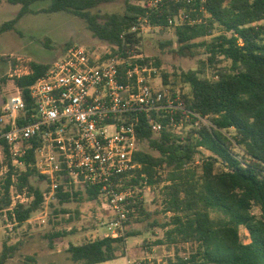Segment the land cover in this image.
<instances>
[{
	"label": "trees",
	"instance_id": "obj_1",
	"mask_svg": "<svg viewBox=\"0 0 264 264\" xmlns=\"http://www.w3.org/2000/svg\"><path fill=\"white\" fill-rule=\"evenodd\" d=\"M6 1L21 9L15 19L1 25L0 34L16 30L15 25L24 15L36 13L33 5L47 0ZM48 1L49 6L42 12L72 14L84 20L97 39L121 51L142 40L143 30L132 32L142 22L146 27L174 29L176 54L188 58L206 56L216 79L202 77L203 69L183 73L181 79L191 88L190 95L183 94L187 107L208 117L212 127L174 131L165 128L156 135L145 115L140 114L137 134L140 146L145 144L147 150L140 148L135 154L141 169L127 185L139 186L145 175L147 186L161 188L163 212L172 214L170 223L164 226L171 227L166 239L171 244L194 246L190 257L181 264H264V0H157L155 5V0ZM117 1L123 4V13L94 12ZM72 44L67 43L64 51ZM25 60L26 65L17 69L13 80L27 104V114H31L29 88L50 64ZM25 60H14V66ZM224 62L229 65L219 67ZM154 63L159 67V61ZM201 63L206 66L204 61ZM39 144L38 138L28 142V165L34 162V150ZM0 145L9 158L7 144L0 140ZM197 157L200 165H195ZM14 171L17 170L10 167L0 211L11 206ZM36 175L39 181L48 183L46 190L39 182L32 183L31 177ZM69 180L66 174L59 179L55 197L61 204L79 196L74 192L76 185ZM49 184L34 167L28 166L18 176V189L26 188L34 197L29 205L15 207L19 224L27 222L43 205ZM85 191L89 200L101 198L98 187H86ZM133 208L128 224L144 214L143 200L137 197ZM125 241L95 238L79 246L71 245L67 252L75 263L100 264L123 255L119 245ZM16 250L4 243L0 264H10Z\"/></svg>",
	"mask_w": 264,
	"mask_h": 264
},
{
	"label": "built area",
	"instance_id": "obj_2",
	"mask_svg": "<svg viewBox=\"0 0 264 264\" xmlns=\"http://www.w3.org/2000/svg\"><path fill=\"white\" fill-rule=\"evenodd\" d=\"M144 28L141 22L132 32ZM111 47L115 51L95 57L85 46L71 45L30 86L31 114L21 93L3 99L0 140L8 146L13 168L34 167L47 177L46 198L55 197L64 174L76 186L98 187L111 213L102 238L126 239L133 202L151 189L145 175L142 186L127 185L141 169L134 159L140 150L139 115L156 135L165 128L200 129L212 123L187 107L180 90L156 85L157 68L146 63L137 45L123 51ZM35 138L40 144L28 165V142Z\"/></svg>",
	"mask_w": 264,
	"mask_h": 264
},
{
	"label": "rangeland",
	"instance_id": "obj_3",
	"mask_svg": "<svg viewBox=\"0 0 264 264\" xmlns=\"http://www.w3.org/2000/svg\"><path fill=\"white\" fill-rule=\"evenodd\" d=\"M48 6V0L33 5L36 13L24 15L15 25L16 30L0 34V97L3 99L21 93L13 79L17 76V69L26 65L25 59L51 65L65 54L64 46L70 42L72 45L85 46L95 57H103L110 51H115L109 44L97 39L89 31L84 20L66 12H42ZM20 9V5L0 0V27L5 22L15 19ZM123 11L121 1L102 5L94 10L100 14ZM141 37L136 51L144 56L145 61L147 58L151 59L146 63H152L154 67H156L154 60L160 63L159 67H156L157 74L154 75L157 86L167 85L190 95V86L181 79L183 73L203 69L205 72L202 77L216 79V76H213L215 70L206 61L204 54L188 58L175 53L174 29L146 27ZM18 58L25 61L18 62L16 67L13 61ZM201 61L206 63L205 67ZM228 65V62H224L219 67ZM140 148L147 150L145 144ZM195 165H200L199 157L196 158ZM10 167H12L10 158L2 147L0 199L4 193ZM25 171H14L13 184L10 186L11 206L0 211V255L4 243H7L8 246L17 247L9 260L10 264H79L71 260L67 250L71 245L79 246L91 239L103 237L106 233L103 225L111 216L106 199L101 197L98 200H89L85 188L75 186L74 192H78L79 196L72 197L69 203L61 204L58 198L47 197L27 222L19 224L14 216L15 207L18 204L29 205L34 199L33 196H29L26 188L20 191L16 185L18 176ZM31 181L33 184L39 182L42 190L48 188V183L39 181L38 175L31 177ZM142 195L144 214L130 220L127 231L129 236L119 245L123 255L101 264H127L128 259L133 260L135 257L131 254V247L134 240H137L136 246L145 252L146 257L137 259L144 264H181V260L189 258L193 252L194 246L191 244H171L166 239V231L171 227L164 226L170 223L172 214L163 212L161 188L145 190ZM254 212L258 214L259 210L255 209ZM212 216L216 217L215 214ZM241 235L245 240L244 231Z\"/></svg>",
	"mask_w": 264,
	"mask_h": 264
},
{
	"label": "crops",
	"instance_id": "obj_4",
	"mask_svg": "<svg viewBox=\"0 0 264 264\" xmlns=\"http://www.w3.org/2000/svg\"><path fill=\"white\" fill-rule=\"evenodd\" d=\"M30 60H32V59H30ZM32 61H34V60H32ZM35 62H37V61H35ZM38 63H41V62H38ZM53 63V62H52ZM51 63V64H52ZM42 64H50V63H42ZM3 102V98H1L0 97V103H2ZM136 244H137V240H134V244L132 245V247H131V254L135 257L133 260H137V259H139V258H143L145 255H144V253L145 252H143V250L140 248V247H137L136 246ZM127 248H126V252H127ZM148 255V254H147ZM146 257V256H145ZM148 258L150 259V260H152L151 259V257H149L148 256ZM128 260H130V259H128ZM105 263V262H104ZM101 264V263H100Z\"/></svg>",
	"mask_w": 264,
	"mask_h": 264
},
{
	"label": "water",
	"instance_id": "obj_5",
	"mask_svg": "<svg viewBox=\"0 0 264 264\" xmlns=\"http://www.w3.org/2000/svg\"><path fill=\"white\" fill-rule=\"evenodd\" d=\"M2 103H0V106H1Z\"/></svg>",
	"mask_w": 264,
	"mask_h": 264
}]
</instances>
